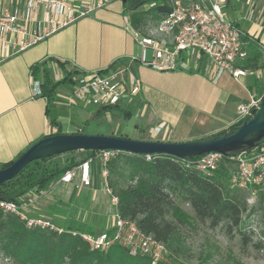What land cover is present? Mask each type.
<instances>
[{
	"label": "crops",
	"instance_id": "0c3cea01",
	"mask_svg": "<svg viewBox=\"0 0 264 264\" xmlns=\"http://www.w3.org/2000/svg\"><path fill=\"white\" fill-rule=\"evenodd\" d=\"M228 2L230 10L240 14L232 20L244 33L248 50L244 64L264 71L261 66L264 59V12L256 5L254 7V0H226L225 7ZM127 11L123 0L103 2L89 15L0 62V165L17 159L41 138L57 133L58 126L54 121L62 126L63 133H83L80 126L68 129L72 124L71 114L80 116L86 110L89 112L83 114L84 117L92 118L98 110L89 104L69 105L67 97L72 85L67 82L59 85L57 96L51 102L46 96L35 94L34 83L38 79L32 68L49 58L66 61L73 69L83 72L127 67L130 74L138 78L141 90L136 97L125 96L119 106L130 113L135 112L138 118L135 132L139 130L140 135L176 131L186 140L203 138L228 129L240 119L239 105L248 100L249 92L259 90L264 82L253 75L236 80L229 73L216 79L214 66L208 60L204 61L203 56L192 59L188 70L159 71L142 65L139 62L142 48L138 37L127 27L126 17L132 23ZM240 19L247 21L248 27L242 28ZM148 24L137 27L132 23L141 35L149 32ZM115 113L106 111L98 118H110ZM144 126L150 128L147 130ZM156 127L161 131L156 132ZM111 133L117 135L113 130L108 134ZM135 138L158 140L139 135ZM81 151L62 157V162L76 158ZM97 168V165L91 166L90 187L76 188V177L72 182L57 180L42 192H31V199L25 202L29 204L30 212L44 216L51 204L69 203L84 189L99 190L100 177L95 176Z\"/></svg>",
	"mask_w": 264,
	"mask_h": 264
},
{
	"label": "trees",
	"instance_id": "16d2710c",
	"mask_svg": "<svg viewBox=\"0 0 264 264\" xmlns=\"http://www.w3.org/2000/svg\"><path fill=\"white\" fill-rule=\"evenodd\" d=\"M152 1L164 0H123L126 9L131 11V21L137 27H145L150 21L158 20L168 11L166 4L144 7ZM225 9V8H224ZM51 69L60 70L65 78L54 82ZM32 71L40 82L41 94L49 102L57 96V88L67 82L70 76L77 73L66 61L49 58L36 63ZM92 118L100 113L117 110L124 116L131 113L119 104L98 107ZM251 116L242 118L228 129L208 137L219 136L236 129ZM57 133L62 126L56 121ZM135 126H138V121ZM142 140H150L143 138ZM160 141V140H159ZM264 142L262 138L257 144ZM96 150H85L88 155L77 160H66L62 163L54 161L58 155L35 159L23 167L13 178L0 185V199L23 205L31 199V192H42L63 176V174L92 155ZM68 151L66 153H75ZM237 152L225 154L220 167L206 173L197 169L188 161L199 156L179 158L169 154H145L119 151L109 164V185L119 197V211L122 216L135 220L146 233L153 234L164 242L169 256L156 264H186L181 259L185 240L183 227L191 225L193 220L206 223L211 228L221 226L227 235L238 233L245 243L250 241L246 231L247 218L264 209V192L258 190L254 194L250 189L231 185V173L236 163L229 156ZM20 156V155H19ZM14 160L1 164L0 168L11 165ZM119 163L128 166L129 180L119 171ZM91 190L83 201L76 195L69 203L56 202L46 208V215L62 229L61 232L29 228L17 215L4 212L0 208V249L21 264H152L149 257L131 255L128 248L115 243L107 251L92 250L81 233L98 234L112 231L90 211ZM256 195L257 201L250 203L249 198ZM180 203L189 204L193 215ZM33 216H41L29 212ZM97 228L99 230L97 231ZM262 247L263 241L255 243Z\"/></svg>",
	"mask_w": 264,
	"mask_h": 264
},
{
	"label": "built area",
	"instance_id": "2783aa9c",
	"mask_svg": "<svg viewBox=\"0 0 264 264\" xmlns=\"http://www.w3.org/2000/svg\"><path fill=\"white\" fill-rule=\"evenodd\" d=\"M109 0H0V62L42 40L58 29L89 15ZM166 4L168 11L156 20L146 35H141L126 17V24L136 37L142 51L139 62L159 71L188 70L192 59L206 56L216 71V79L229 73L234 79L253 75L264 82V71L247 67L248 50L243 31L227 16L226 0H164L152 1L146 7ZM253 16V10L251 17ZM151 50V57L148 55ZM54 82L62 81V71L51 69ZM67 83L72 89L67 97L69 105L89 104L106 107L119 104L125 96L136 97L141 84L127 67L104 70L78 71ZM35 94H41L40 82L34 83ZM264 97V83L259 90L249 92L248 100L238 107L240 119L253 115ZM239 119V120H240ZM156 132L161 128L156 127ZM119 151L99 149L75 167L67 170L60 181L72 182L78 177L76 188L92 186L91 164L101 165L98 188L110 199L109 224L112 231L98 234L81 233L92 250L107 251L118 243L128 248L131 255L149 257L152 264L165 260L170 251L167 245L153 234L146 233L135 220L122 216L119 197L109 185L110 160ZM225 154L212 151L188 161L197 169L211 173L220 167ZM236 168L231 173V185L250 189L254 194L264 192V142L231 156ZM150 159L151 154H146ZM29 204L0 199L4 212L17 215L29 228L40 227L61 232L54 221L44 216H33Z\"/></svg>",
	"mask_w": 264,
	"mask_h": 264
},
{
	"label": "rangeland",
	"instance_id": "374dc122",
	"mask_svg": "<svg viewBox=\"0 0 264 264\" xmlns=\"http://www.w3.org/2000/svg\"><path fill=\"white\" fill-rule=\"evenodd\" d=\"M254 7L262 12H264V0H254ZM258 6V7H257ZM146 7V5H144ZM227 16L230 19L235 20V16L239 14L236 10H232V14L229 2L228 7H225ZM129 16L131 11H127ZM240 15V14H239ZM264 16V14H263ZM242 28L248 27L247 21L244 19L239 20ZM156 24V21L152 20L148 24V28H152ZM264 51V48H263ZM151 50H148V55H151ZM264 54V53H263ZM204 61L210 60L203 56ZM211 63V62H210ZM261 66L264 67V59L262 60ZM66 87H70L67 85ZM116 111L113 117L102 118L101 120L96 118L84 117L86 112L80 116H72L71 122L69 125V130L74 129L75 126H80L83 133L89 134H108L110 131H115L117 136L129 137L133 139L135 136H145L157 138L160 141H187L191 139H185L180 133L176 131H171L167 134L158 133L156 135L143 134L140 135L139 130L135 132V124L138 121V118L135 117L134 113H131V116L126 117L120 111ZM74 126V127H73ZM147 130L150 127L144 126ZM112 134V133H111ZM115 135V134H113ZM200 138V137H199ZM196 139V138H193ZM76 153V152H75ZM75 159L79 160L86 155L88 152H80ZM66 155L70 157L72 153H65L60 155L59 158L54 161L62 163V157L65 158ZM95 163V164H94ZM98 166L97 170L95 169V176L97 179L100 177L101 165L99 161L92 162L91 166ZM100 167V168H99ZM119 171H121L126 179H123V182H128L129 180V168L128 166L121 165L119 163ZM88 189H84L80 192L77 198L83 201L86 197ZM250 203H255L257 201L256 195H252L249 198ZM184 209H186L191 215L193 211L191 210L189 204L180 203ZM264 205V203H263ZM90 211L87 212L92 217H96L98 221H101L106 226L109 225V209H110V199L106 192L102 189L92 190L91 198L89 201ZM44 217H47L46 214ZM48 218V217H47ZM99 228H97V231ZM246 231L250 236V241L245 243L242 236L238 233H234L233 236L227 235L225 230L219 226L216 228L209 227L206 223L193 220L191 225H185L183 227V237L185 240V249L181 255L182 261L186 264H264V209L253 214L251 217L247 218L246 221ZM263 241V246L258 247L255 243L258 241ZM0 264H21L17 262L14 258L8 256L0 249Z\"/></svg>",
	"mask_w": 264,
	"mask_h": 264
},
{
	"label": "water",
	"instance_id": "95a60500",
	"mask_svg": "<svg viewBox=\"0 0 264 264\" xmlns=\"http://www.w3.org/2000/svg\"><path fill=\"white\" fill-rule=\"evenodd\" d=\"M264 138V97L251 118L236 129L219 136L187 141L142 140L113 134L55 133L31 145L14 162L0 168V185L13 178L35 159L51 157L68 151L116 149L136 154H169L179 158L199 156L207 152H240L254 147Z\"/></svg>",
	"mask_w": 264,
	"mask_h": 264
}]
</instances>
